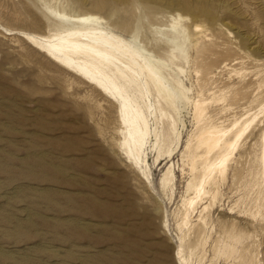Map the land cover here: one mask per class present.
Here are the masks:
<instances>
[{"label": "rangeland", "instance_id": "rangeland-1", "mask_svg": "<svg viewBox=\"0 0 264 264\" xmlns=\"http://www.w3.org/2000/svg\"><path fill=\"white\" fill-rule=\"evenodd\" d=\"M72 1L78 10L93 7L105 17L133 4L171 2L105 0L98 7ZM171 3L183 16L195 17L212 38L210 52L198 63L205 61L202 66L210 69L208 76L214 75L217 85L237 92L236 110L222 113L213 106L214 117L228 122L232 112L255 107L258 79L264 76V1ZM203 14L206 18L199 17ZM48 31L40 8L29 0H0V264H178L174 211L188 179L178 164L194 128L191 110L183 112L182 144L172 156L176 190L171 200L158 184L169 159L158 165L155 152L149 151L151 175L149 180L144 177L116 145V107L21 37ZM184 67L190 70L185 83L196 86L193 65ZM230 68L240 69L242 75ZM260 128L253 129L242 150L241 171L236 178L230 176L212 216L217 231L236 217L242 227L257 231L264 264V230L252 224L250 215L229 214L253 184ZM166 217L168 231L162 225ZM207 249L202 264H230L223 258L211 262L213 252Z\"/></svg>", "mask_w": 264, "mask_h": 264}, {"label": "bare ground", "instance_id": "bare-ground-1", "mask_svg": "<svg viewBox=\"0 0 264 264\" xmlns=\"http://www.w3.org/2000/svg\"><path fill=\"white\" fill-rule=\"evenodd\" d=\"M29 1L40 8L49 31L47 34L25 32L21 36L23 40L116 107V145L126 161L144 177L149 180L151 175L149 151L155 152L158 165L169 159L158 184L171 200L176 190V165L172 156L181 148L183 112L191 110L194 128L178 164L188 179L181 204L174 211L179 234V246L174 252L178 264H202L207 259L208 247L213 252L211 262L223 258L230 264H263L257 231L242 227L237 217L217 231L212 215L223 201V189L229 184L230 176L236 178L241 171L242 150L253 129L261 126L253 184L230 208L229 214L238 211V217L250 215L252 224L264 230V76L259 74L254 100L258 104L240 114L232 112L228 122L220 121L211 109L219 106L222 113L236 110L237 92H231L232 86L217 85L214 75L208 76L212 74L210 69L202 66L205 61L198 63L201 56L210 52L212 38L195 17L180 14V7L177 9L171 3L174 0L158 5L133 4L107 17L92 10L93 7L78 10L72 0ZM76 1L93 6L96 3L98 7H101L98 3H107ZM184 63L193 65L196 86L185 83L183 77L190 70ZM230 72L242 75L240 69L230 68ZM162 225L169 230L167 217Z\"/></svg>", "mask_w": 264, "mask_h": 264}]
</instances>
